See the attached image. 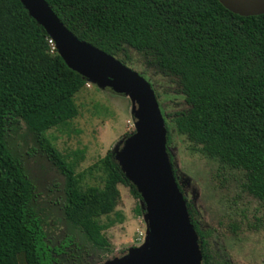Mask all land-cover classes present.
Listing matches in <instances>:
<instances>
[{
  "label": "trees",
  "instance_id": "obj_1",
  "mask_svg": "<svg viewBox=\"0 0 264 264\" xmlns=\"http://www.w3.org/2000/svg\"><path fill=\"white\" fill-rule=\"evenodd\" d=\"M46 1L78 38L127 66L136 53L146 69L174 82L186 104L171 116L177 133L193 149L242 170L246 190L264 200V13L242 16L218 0ZM48 39L20 0H0V264H18L21 255L25 264H59L57 256L68 244H49L35 208V185L7 142L21 121L43 136L78 114L74 97L88 81L66 65L56 48L50 51ZM165 126L168 145L166 120ZM40 143L66 178L64 217L93 245L105 248L109 242L103 231L114 223L110 214L120 200L118 185L140 199L136 187L112 150L93 166L104 174L102 186L83 187L75 173L82 152L66 162L47 138ZM184 198L200 236L202 261L230 264L208 262L205 240ZM137 212H143L138 204Z\"/></svg>",
  "mask_w": 264,
  "mask_h": 264
},
{
  "label": "rangeland",
  "instance_id": "obj_2",
  "mask_svg": "<svg viewBox=\"0 0 264 264\" xmlns=\"http://www.w3.org/2000/svg\"><path fill=\"white\" fill-rule=\"evenodd\" d=\"M129 66L150 82L156 94L169 125L167 147L178 184L214 257L232 264H264V200L246 190L242 170L193 149L185 136L177 133L171 116L186 104L174 82L146 69L136 53ZM74 99L78 114L66 125L37 136L21 121L10 131L7 142L35 185V208L44 219L49 244L68 243L64 253L57 256L59 264H115L144 241V210L137 212L140 200L132 196L128 186L119 184L120 200L110 214L114 223L103 231L109 244L105 248L93 245L78 226L64 217L61 207L66 178L47 157L40 139L45 137L54 144L66 162L74 161L82 152L83 158L75 166L82 186H102L104 174L93 166L108 150L120 148L134 131L133 104L128 96L92 81ZM102 220L106 222L107 218ZM18 264H25L22 255Z\"/></svg>",
  "mask_w": 264,
  "mask_h": 264
},
{
  "label": "water",
  "instance_id": "obj_3",
  "mask_svg": "<svg viewBox=\"0 0 264 264\" xmlns=\"http://www.w3.org/2000/svg\"><path fill=\"white\" fill-rule=\"evenodd\" d=\"M233 13H264V0H218ZM54 41L66 65L88 82L129 97L134 131L114 150L126 178L140 194L146 233L141 246L115 264H201L198 236L172 170L167 129L157 97L141 74L115 56L78 38L46 0H20Z\"/></svg>",
  "mask_w": 264,
  "mask_h": 264
},
{
  "label": "flooded vegetation",
  "instance_id": "obj_4",
  "mask_svg": "<svg viewBox=\"0 0 264 264\" xmlns=\"http://www.w3.org/2000/svg\"><path fill=\"white\" fill-rule=\"evenodd\" d=\"M177 179V178H176ZM178 182V181H177ZM180 185V184H179ZM181 187V186H180ZM182 189V188H181ZM183 195H184V193H183ZM185 196V195H184ZM196 221V220H195ZM199 228V227H198ZM201 237H202V235H201ZM203 238V237H202ZM203 240H205L204 238H203ZM205 246H206V248H207V252H208V255H209V260H208V262H210V261H212V262H214L215 260H222V259H218V258H216V257H214V255L212 254V252H211V250H210V248H209V246H208V243H207V241L205 240ZM201 256H202V253H201ZM222 261H226V260H222ZM227 262H229V261H227ZM230 264H232L231 262H229ZM201 264H206V263H204L203 261H202V257H201ZM211 264V263H210Z\"/></svg>",
  "mask_w": 264,
  "mask_h": 264
},
{
  "label": "built area",
  "instance_id": "obj_5",
  "mask_svg": "<svg viewBox=\"0 0 264 264\" xmlns=\"http://www.w3.org/2000/svg\"><path fill=\"white\" fill-rule=\"evenodd\" d=\"M48 43H49L50 48H51L50 51L52 52L55 48L54 41L50 38V39H48ZM86 84H87V82H86Z\"/></svg>",
  "mask_w": 264,
  "mask_h": 264
}]
</instances>
